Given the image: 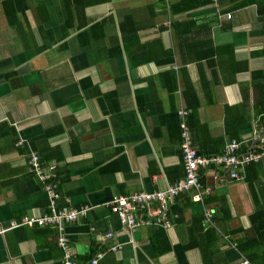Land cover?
<instances>
[{"label": "crops", "instance_id": "crops-1", "mask_svg": "<svg viewBox=\"0 0 264 264\" xmlns=\"http://www.w3.org/2000/svg\"><path fill=\"white\" fill-rule=\"evenodd\" d=\"M23 1L25 15L9 22L24 5L0 0V264L64 261L57 227L11 228L49 210L34 152L60 206L93 207L65 224L77 264L101 251L98 264H264V229H253L257 210L264 220V161L242 180L209 167V193L170 200L171 248L160 256L161 225L130 232L108 206L185 178L183 111L202 156L264 124V0H186L179 13L180 0Z\"/></svg>", "mask_w": 264, "mask_h": 264}, {"label": "built area", "instance_id": "built-area-1", "mask_svg": "<svg viewBox=\"0 0 264 264\" xmlns=\"http://www.w3.org/2000/svg\"><path fill=\"white\" fill-rule=\"evenodd\" d=\"M228 18L231 15H227ZM185 111H183L181 128V150L185 162L186 177L176 181L165 191L152 193L138 192L130 195L115 197L109 204V208L114 213L120 226L130 232H135L143 226L153 224L169 228L170 200L178 197L183 192L195 191L193 199L199 200L203 194L209 193V189L200 183L201 173L211 166H223L230 173L233 180L244 179L245 169L251 163H258L264 160V126L258 121L255 122L249 137L244 139H230L224 146L222 152L202 156L192 146L190 128L187 124ZM41 160L37 153H32L29 157V165L37 174L48 194V213L39 218L25 217L21 223L13 222L11 228L22 225L55 226L59 229V246L64 250L65 256L63 264H77L73 260L68 247V240L64 235L65 224L72 223L77 219L87 216L93 207L84 205L80 208L62 207L59 204L60 194L57 184L54 181L52 168L42 169ZM202 171V172H201ZM212 213H208L205 221H210ZM114 234L107 232L104 241L112 239ZM112 252L121 249L120 245L109 248ZM104 252H99L90 261V264H98ZM235 264H250L248 260L238 261Z\"/></svg>", "mask_w": 264, "mask_h": 264}, {"label": "trees", "instance_id": "trees-1", "mask_svg": "<svg viewBox=\"0 0 264 264\" xmlns=\"http://www.w3.org/2000/svg\"><path fill=\"white\" fill-rule=\"evenodd\" d=\"M11 3H12V5H14V2L16 1V0H9ZM17 1H20L23 5H24V7L22 6V7H17V8H15L14 6H13V11H12V13L10 14V13H6L5 14V16L7 17V19L9 20V22H10V20H11V18L12 17H20L21 15H25V12H26V8H25V2L23 1V0H17ZM184 1H186V0H180L179 1V3L178 4H174V5H172L171 7H172V11L173 12H183V11H185V10H187L188 8H189V6L188 5H186V6H183V2ZM188 1V3L189 2H191L192 0H187ZM191 6V5H190ZM20 15V16H19ZM256 121H258V120H256ZM259 122V121H258ZM261 125H263L264 126V124H263V122L261 121V122H259ZM233 138H235V137H233ZM233 138H231V139H233ZM236 139H241V138H236ZM264 160H262V161H260V162H258V163H251L246 169H245V176H244V178L246 177V171H247V169L249 168V167H251V166H253V165H256V164H261L262 162H263ZM212 167V166H211ZM210 167V168H211ZM219 167H221V168H223L224 170H226V172H227V174L229 175V177H230V173L227 171V169H225L223 166H219ZM203 173V174H202ZM201 173V178H200V183H202L203 184V182L205 181V172H202ZM185 177H186V175H185ZM231 178V177H230ZM185 179V178H184ZM232 179V178H231ZM240 180H242V179H240ZM203 221H205V219L204 218H201V219H199L198 220V223H200L201 224V229L203 230L204 228H202V223H203ZM253 229L255 230V231H259L260 229H264V220H263V218H262V216H261V213L257 210L256 211V213L254 214V216H253ZM166 228H164L163 226L160 228V229H158L157 230V232H156V234H155V236H154V238L152 239V244H153V248H154V250H155V252H156V254L157 255H162V254H165L166 252H168L169 250H170V248H171V246L169 245V240H168V237H167V234H166ZM197 243L195 242H191V243H187V244H185V248L186 249H189V248H193L195 245H196ZM96 253L97 252H95L90 258H89V260L90 259H93L94 257H95V255H96Z\"/></svg>", "mask_w": 264, "mask_h": 264}]
</instances>
